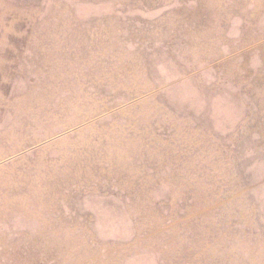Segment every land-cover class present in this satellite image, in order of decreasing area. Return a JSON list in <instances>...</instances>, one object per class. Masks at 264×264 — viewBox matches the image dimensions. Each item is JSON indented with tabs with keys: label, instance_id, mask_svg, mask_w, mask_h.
<instances>
[{
	"label": "rangeland",
	"instance_id": "obj_1",
	"mask_svg": "<svg viewBox=\"0 0 264 264\" xmlns=\"http://www.w3.org/2000/svg\"><path fill=\"white\" fill-rule=\"evenodd\" d=\"M0 264H264V0H0Z\"/></svg>",
	"mask_w": 264,
	"mask_h": 264
}]
</instances>
